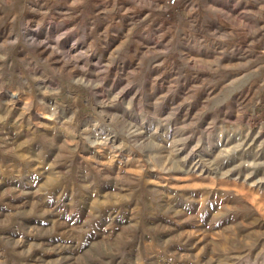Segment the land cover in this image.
<instances>
[{"label":"rangeland","instance_id":"1","mask_svg":"<svg viewBox=\"0 0 264 264\" xmlns=\"http://www.w3.org/2000/svg\"><path fill=\"white\" fill-rule=\"evenodd\" d=\"M0 264H264V0H0Z\"/></svg>","mask_w":264,"mask_h":264},{"label":"built area","instance_id":"2","mask_svg":"<svg viewBox=\"0 0 264 264\" xmlns=\"http://www.w3.org/2000/svg\"><path fill=\"white\" fill-rule=\"evenodd\" d=\"M171 2L173 3V2H175V0H171Z\"/></svg>","mask_w":264,"mask_h":264}]
</instances>
